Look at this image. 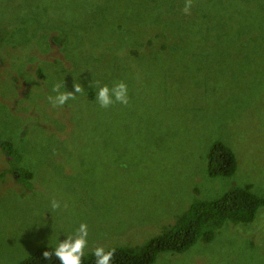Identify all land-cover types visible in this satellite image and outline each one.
<instances>
[{
	"label": "rangeland",
	"instance_id": "rangeland-1",
	"mask_svg": "<svg viewBox=\"0 0 264 264\" xmlns=\"http://www.w3.org/2000/svg\"><path fill=\"white\" fill-rule=\"evenodd\" d=\"M184 2L0 0V140L17 153L0 150V264L81 223L86 255L141 245L232 186L264 196V0ZM95 81H124L128 105L101 108ZM74 83L53 107V86ZM215 140L235 159L227 178L206 173ZM151 264H264V208Z\"/></svg>",
	"mask_w": 264,
	"mask_h": 264
},
{
	"label": "trees",
	"instance_id": "trees-1",
	"mask_svg": "<svg viewBox=\"0 0 264 264\" xmlns=\"http://www.w3.org/2000/svg\"><path fill=\"white\" fill-rule=\"evenodd\" d=\"M0 150L5 156H17L16 151L5 140H0ZM205 158L206 173L209 177L227 178L234 172L236 164L233 154L219 140L209 145ZM13 162L17 163L15 160ZM14 175L19 177L22 185H28L29 173L19 170ZM259 208H264V196L256 195L250 184L232 186L216 197L192 203L171 226L145 243L111 247L106 250L115 249L111 264H151L158 253L180 254L197 239L202 242L210 241L224 223L234 226L252 223ZM54 249L42 246L16 264H59L54 256L48 260L43 256L45 251ZM82 264H95L92 252L84 256Z\"/></svg>",
	"mask_w": 264,
	"mask_h": 264
},
{
	"label": "clouds",
	"instance_id": "clouds-1",
	"mask_svg": "<svg viewBox=\"0 0 264 264\" xmlns=\"http://www.w3.org/2000/svg\"><path fill=\"white\" fill-rule=\"evenodd\" d=\"M194 0H185L182 11L186 15L191 14ZM63 85L56 84L52 91L55 96H49L48 100L53 107H62L70 99L76 98V93H81L84 88L80 83H74L73 91H61ZM90 87L96 91V101L101 108H108L113 104L128 105V86L124 81L114 83L111 87L107 84L101 86L99 81L90 82ZM60 202L52 200L51 208L53 210L60 208ZM64 207H67L65 204ZM88 226L86 223H81L74 233L67 235L63 241H59L57 246L52 251H45L43 256L45 259L55 257L59 264H82V259L85 256V249L88 245ZM92 255L95 257V264H111L115 249L106 250L103 246H97L92 250Z\"/></svg>",
	"mask_w": 264,
	"mask_h": 264
}]
</instances>
